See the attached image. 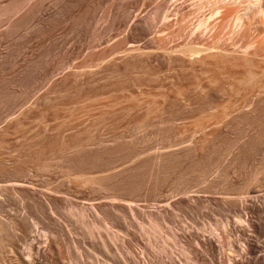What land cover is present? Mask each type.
<instances>
[{"label": "rangeland", "instance_id": "374dc122", "mask_svg": "<svg viewBox=\"0 0 264 264\" xmlns=\"http://www.w3.org/2000/svg\"><path fill=\"white\" fill-rule=\"evenodd\" d=\"M188 5L0 0V185L19 178L44 192L52 183L70 190L74 205L104 201L113 229L123 223L118 211L131 221L133 201L144 227L139 264H232L239 250L226 223L245 230L242 240L263 242L264 261V235L255 238L241 207L264 199V96L234 119L199 120L227 92L217 85V97L201 93L203 76L175 60L158 68L151 53ZM151 222L163 226L168 253H158ZM212 228L220 257L199 239ZM132 232L123 233L127 245Z\"/></svg>", "mask_w": 264, "mask_h": 264}, {"label": "bare ground", "instance_id": "6f19581e", "mask_svg": "<svg viewBox=\"0 0 264 264\" xmlns=\"http://www.w3.org/2000/svg\"><path fill=\"white\" fill-rule=\"evenodd\" d=\"M179 1L188 3L189 10L179 17L176 13L169 31L159 37V46L155 47L158 51H151L155 65L162 68L164 60L178 61L183 69L205 78L195 85L201 93L217 97V85L227 92V100L213 107L211 113L199 116V120L221 123L234 119L264 96V0ZM175 40L178 44L172 45ZM137 49L140 55H150L145 47ZM65 179L72 182L74 178L66 175ZM51 184L41 187L44 192L19 178L10 185H0V264H139L136 239L144 227L135 218L137 206L130 205L133 201L127 204L131 221L127 223L126 214L118 211L115 218L123 223L113 229L102 208L104 201L93 203L94 199L74 205L70 190ZM260 198L243 199L241 205L244 221L255 238L264 235V199ZM13 204L16 211L10 212L8 207ZM238 217L241 219V213ZM151 226L154 239L159 241L158 253H168L163 226L159 222ZM222 226L231 239L232 251L241 253L231 260L232 264H264L259 254L263 242L242 240L246 232L235 224ZM128 231H133L129 245L124 235ZM205 232L199 239L203 243L207 240L208 247L220 257V236L213 228ZM176 237L173 231L166 235L167 241ZM181 252L189 255L188 250Z\"/></svg>", "mask_w": 264, "mask_h": 264}]
</instances>
